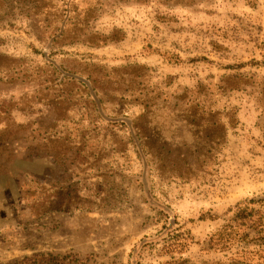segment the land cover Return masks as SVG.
Instances as JSON below:
<instances>
[{"label":"rangeland","instance_id":"374dc122","mask_svg":"<svg viewBox=\"0 0 264 264\" xmlns=\"http://www.w3.org/2000/svg\"><path fill=\"white\" fill-rule=\"evenodd\" d=\"M263 194L264 0H0V264H264Z\"/></svg>","mask_w":264,"mask_h":264},{"label":"trees","instance_id":"16d2710c","mask_svg":"<svg viewBox=\"0 0 264 264\" xmlns=\"http://www.w3.org/2000/svg\"><path fill=\"white\" fill-rule=\"evenodd\" d=\"M261 201H264V194L262 195V196H258V197H256V198H252V199H250L249 200V203H257V202H261ZM245 209H247V207H244L243 208V210H245ZM36 261H37V259H36ZM35 261V262H36ZM34 261L31 263V264H34L35 263ZM25 262H23V264H24ZM15 264H18V262L17 263H15Z\"/></svg>","mask_w":264,"mask_h":264}]
</instances>
